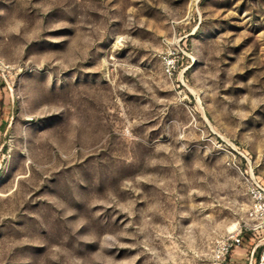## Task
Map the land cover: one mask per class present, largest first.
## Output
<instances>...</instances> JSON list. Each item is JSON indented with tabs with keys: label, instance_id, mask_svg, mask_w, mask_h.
<instances>
[{
	"label": "rangeland",
	"instance_id": "rangeland-1",
	"mask_svg": "<svg viewBox=\"0 0 264 264\" xmlns=\"http://www.w3.org/2000/svg\"><path fill=\"white\" fill-rule=\"evenodd\" d=\"M0 57V264H209L244 222L264 0H0Z\"/></svg>",
	"mask_w": 264,
	"mask_h": 264
},
{
	"label": "built area",
	"instance_id": "built-area-1",
	"mask_svg": "<svg viewBox=\"0 0 264 264\" xmlns=\"http://www.w3.org/2000/svg\"><path fill=\"white\" fill-rule=\"evenodd\" d=\"M10 71V65L0 57V79L6 81ZM248 185L250 205L246 219L236 229L216 240L209 264H234V253L242 249L247 257L246 264H264V184L251 177ZM249 232L251 237L259 238L245 246L243 235Z\"/></svg>",
	"mask_w": 264,
	"mask_h": 264
},
{
	"label": "crops",
	"instance_id": "crops-1",
	"mask_svg": "<svg viewBox=\"0 0 264 264\" xmlns=\"http://www.w3.org/2000/svg\"><path fill=\"white\" fill-rule=\"evenodd\" d=\"M234 264H246L247 263V257L244 253V250L242 249L239 252L234 253L233 255Z\"/></svg>",
	"mask_w": 264,
	"mask_h": 264
},
{
	"label": "bare ground",
	"instance_id": "bare-ground-1",
	"mask_svg": "<svg viewBox=\"0 0 264 264\" xmlns=\"http://www.w3.org/2000/svg\"><path fill=\"white\" fill-rule=\"evenodd\" d=\"M236 227H237V224L234 223V224L230 225L229 230L232 231V230L236 229Z\"/></svg>",
	"mask_w": 264,
	"mask_h": 264
}]
</instances>
